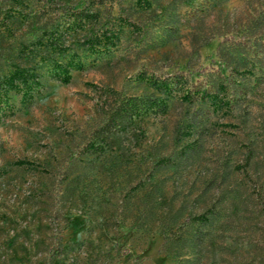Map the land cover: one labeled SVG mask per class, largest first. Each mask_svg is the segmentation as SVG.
Returning <instances> with one entry per match:
<instances>
[{"label": "rangeland", "instance_id": "374dc122", "mask_svg": "<svg viewBox=\"0 0 264 264\" xmlns=\"http://www.w3.org/2000/svg\"><path fill=\"white\" fill-rule=\"evenodd\" d=\"M76 8L94 16L73 24ZM54 27L85 62L38 79V96L0 97V264H258L264 211L248 209L264 204V0H0V74L8 58L32 66L49 52L17 43ZM209 67L245 98L185 101ZM170 74L184 82L164 98L150 80ZM108 90L152 92L165 110L137 116L123 152H89ZM245 187L248 206L229 196ZM205 209L210 223L193 219Z\"/></svg>", "mask_w": 264, "mask_h": 264}, {"label": "trees", "instance_id": "16d2710c", "mask_svg": "<svg viewBox=\"0 0 264 264\" xmlns=\"http://www.w3.org/2000/svg\"><path fill=\"white\" fill-rule=\"evenodd\" d=\"M70 12L69 17L73 24L94 16L93 12H88L85 8H76ZM59 26L65 29L64 25L61 24ZM56 30L54 27L51 33L41 31L37 35L32 34V39L25 36L24 38L27 39H20L18 41L17 44L20 46V50L17 49L16 54L28 51V46L30 45L34 46L38 44L43 47L47 46L49 52L40 53L32 66H20L14 63L11 58H8V71L0 74L1 100H5L7 89L11 87H19L21 89V100L29 98L32 94L38 96L40 93L38 89L40 81L38 79L65 81L70 70L83 68L85 56L81 55V52H78L76 49H70V47L59 43V34L56 33ZM42 38H44V43H41ZM101 38L103 36L94 37L92 40L89 37L87 39L89 41H85L86 46L89 47L92 44H96ZM102 40L104 42V39ZM215 52L219 60L225 61L224 63L226 64L228 56L225 55L226 51H224L222 43L216 45ZM200 72L201 75L193 83V87L183 91L182 96L185 101L198 103L213 109L214 107L236 103L239 99L245 98L244 83L239 80L236 81L234 78L229 81L226 80L227 77L221 73L220 67L204 68ZM183 82L184 79L180 76L170 74L160 79H151L150 85L156 92L161 93L164 98H168L173 93L180 91ZM240 90L241 94L239 93ZM165 106L166 103H164L162 98L152 92L148 94L125 95L116 90H108L99 107L100 120L90 130V139L95 143H92L91 147L86 150L93 152L105 148L123 152L124 142L137 140L138 133L134 128L135 118L146 113H161L165 110ZM189 127V124L184 121L178 123L173 129V138L179 139L184 134H187ZM246 187L243 190L245 193H242V196L237 194V191L229 190L230 198L244 201V205L248 206L249 192L246 191ZM248 210L250 212L255 211L254 213L264 211V204L252 208L253 211L251 209ZM211 214L212 212L205 209L194 215L193 219L199 222L210 223ZM259 228L262 231L259 236L253 239V245L257 250L256 262L264 264V226Z\"/></svg>", "mask_w": 264, "mask_h": 264}]
</instances>
